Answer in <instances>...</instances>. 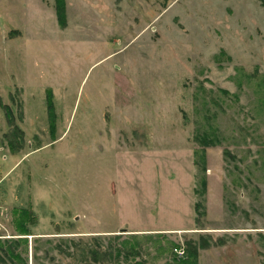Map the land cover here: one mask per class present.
Listing matches in <instances>:
<instances>
[{
  "label": "rangeland",
  "instance_id": "rangeland-1",
  "mask_svg": "<svg viewBox=\"0 0 264 264\" xmlns=\"http://www.w3.org/2000/svg\"><path fill=\"white\" fill-rule=\"evenodd\" d=\"M58 3L0 0V264L246 226L264 264V2Z\"/></svg>",
  "mask_w": 264,
  "mask_h": 264
},
{
  "label": "trees",
  "instance_id": "trees-1",
  "mask_svg": "<svg viewBox=\"0 0 264 264\" xmlns=\"http://www.w3.org/2000/svg\"><path fill=\"white\" fill-rule=\"evenodd\" d=\"M59 1V0H58ZM57 0H55L56 2V14L58 16V12H59V7H61L60 9H62V6H59ZM264 2V0H262ZM62 3V2H61ZM48 106V105H47ZM7 112L9 113V111L7 110ZM195 138L204 146V145H209L212 144V140H209L210 138L207 137L206 133H204L203 131H201L200 133L197 132V134L195 135ZM197 206V203H195V206ZM23 234H28L27 231H23L21 232ZM159 236H164V234H160L158 233ZM21 242L26 241L23 238H19L18 240H12L11 243H3L0 244V250L2 251V254H7L9 256H16L18 257L17 253H14L13 249L14 247L18 246L17 244H19ZM25 243V242H24ZM204 243H207V240L202 238L201 236H199L198 240L195 242H191L190 244H188V242H185V246H184V255L181 257L176 256V253H173V249L174 248H179L180 244L179 243H175L173 241H169L167 243L168 249L171 252L172 256L170 258V260H167L164 264H197V250L198 247H200L201 245H203ZM14 246V247H13ZM89 255L91 257V259L93 261H99V260H104V258H106L108 255L109 257L113 255V258L116 260V263L119 264V260L120 257L126 261L125 264H146L145 259L139 258L140 255V246L139 247H135L134 245L130 244H126V242H122L120 243V245L118 247H116L113 250H105V249H99L97 247H88ZM157 252H163V251H167L166 250V245H160L157 249ZM167 251V253L169 252ZM170 254V253H169ZM136 257V258H135ZM2 258H0L1 260ZM131 260V261H130Z\"/></svg>",
  "mask_w": 264,
  "mask_h": 264
},
{
  "label": "crops",
  "instance_id": "crops-1",
  "mask_svg": "<svg viewBox=\"0 0 264 264\" xmlns=\"http://www.w3.org/2000/svg\"><path fill=\"white\" fill-rule=\"evenodd\" d=\"M219 201L223 202L221 199ZM204 232L205 236H200L207 243L198 247L197 264H256L255 243L252 242L250 247V235H253L251 226L244 228L241 238H235V234L228 230L217 231L216 237L209 234L213 232L211 230Z\"/></svg>",
  "mask_w": 264,
  "mask_h": 264
},
{
  "label": "built area",
  "instance_id": "built-area-1",
  "mask_svg": "<svg viewBox=\"0 0 264 264\" xmlns=\"http://www.w3.org/2000/svg\"><path fill=\"white\" fill-rule=\"evenodd\" d=\"M174 251H175L176 254H179V255H182L183 252H184L183 248H180V247L179 248H174Z\"/></svg>",
  "mask_w": 264,
  "mask_h": 264
}]
</instances>
